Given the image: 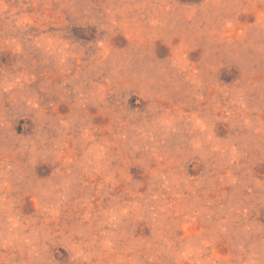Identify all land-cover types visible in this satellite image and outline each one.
<instances>
[{"label":"rangeland","instance_id":"obj_1","mask_svg":"<svg viewBox=\"0 0 264 264\" xmlns=\"http://www.w3.org/2000/svg\"><path fill=\"white\" fill-rule=\"evenodd\" d=\"M0 264H264V0H0Z\"/></svg>","mask_w":264,"mask_h":264}]
</instances>
